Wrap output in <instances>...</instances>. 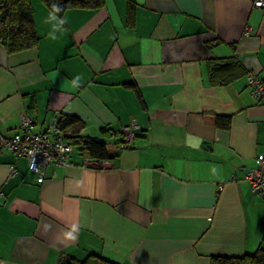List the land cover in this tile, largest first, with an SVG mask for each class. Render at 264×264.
I'll return each instance as SVG.
<instances>
[{
  "label": "crops",
  "instance_id": "1",
  "mask_svg": "<svg viewBox=\"0 0 264 264\" xmlns=\"http://www.w3.org/2000/svg\"><path fill=\"white\" fill-rule=\"evenodd\" d=\"M31 2L38 46H0V132L12 136L23 113L35 131L72 114L117 157L93 168L74 152L39 183L25 159L10 177L13 154L1 152L0 264L92 253L116 264H210L264 248V199L245 179L264 153V104L246 80L255 72L264 81V9L254 0H106L58 18ZM220 59L238 64L228 84L211 74ZM204 113L231 115L230 128ZM136 124L120 151V132Z\"/></svg>",
  "mask_w": 264,
  "mask_h": 264
},
{
  "label": "trees",
  "instance_id": "2",
  "mask_svg": "<svg viewBox=\"0 0 264 264\" xmlns=\"http://www.w3.org/2000/svg\"><path fill=\"white\" fill-rule=\"evenodd\" d=\"M41 2L56 17L63 18L67 11L73 9H100L105 5L106 0H41ZM134 8L135 4L130 1L128 4L130 12L128 22L131 24H134V15L132 14ZM39 41L40 38L34 20V7L31 0H0V46L6 53L16 54L34 49L38 46ZM210 65L212 76L214 78H221L222 84H228L233 79L232 76L235 74L232 70L238 67L237 62L232 59L215 60ZM126 85L133 88L138 97L141 98L136 84L130 83ZM202 117L205 123L222 129H229L232 123L231 115L204 113ZM59 127L65 139L74 146L75 152L82 157L83 161L104 162L106 160H114L117 157L116 152L109 150L107 142L91 137H84L81 134L85 123L78 116L66 113L60 114ZM137 129H135V133ZM120 137L121 139L117 143L118 146L122 141H125L124 130L120 132ZM129 148L130 146L127 147V149ZM58 264L116 263L105 259L101 255L92 253L83 260H78L74 257H64ZM210 264H264V248L260 247L254 253L241 256L213 255L210 257Z\"/></svg>",
  "mask_w": 264,
  "mask_h": 264
},
{
  "label": "built area",
  "instance_id": "3",
  "mask_svg": "<svg viewBox=\"0 0 264 264\" xmlns=\"http://www.w3.org/2000/svg\"><path fill=\"white\" fill-rule=\"evenodd\" d=\"M254 6L264 9V0H254ZM246 80L250 96L256 102L264 104V81L255 72H249ZM59 117L60 114L56 113L47 130L35 131L34 120L31 116L23 113L19 119L18 129L12 136L7 137L0 132V153L5 150L10 151L14 158L9 167L10 177L16 174L15 164L20 159L27 161L29 169L38 175L39 183L44 182L47 168L51 164L56 166L73 164L71 159L75 148L65 139L59 127ZM137 128L139 125L136 124L124 129L125 141H122L118 146L121 151L130 146ZM84 166L102 168L106 166V162L84 160ZM245 179L249 183L251 191L264 199V153L255 158V164L249 169Z\"/></svg>",
  "mask_w": 264,
  "mask_h": 264
},
{
  "label": "clouds",
  "instance_id": "4",
  "mask_svg": "<svg viewBox=\"0 0 264 264\" xmlns=\"http://www.w3.org/2000/svg\"><path fill=\"white\" fill-rule=\"evenodd\" d=\"M66 239L74 240L75 236H73L71 233L67 234Z\"/></svg>",
  "mask_w": 264,
  "mask_h": 264
}]
</instances>
